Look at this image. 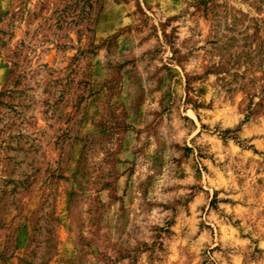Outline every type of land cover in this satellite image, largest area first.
Returning a JSON list of instances; mask_svg holds the SVG:
<instances>
[{
    "label": "rangeland",
    "instance_id": "rangeland-1",
    "mask_svg": "<svg viewBox=\"0 0 264 264\" xmlns=\"http://www.w3.org/2000/svg\"><path fill=\"white\" fill-rule=\"evenodd\" d=\"M93 1L0 0V264H264V4Z\"/></svg>",
    "mask_w": 264,
    "mask_h": 264
},
{
    "label": "trees",
    "instance_id": "trees-1",
    "mask_svg": "<svg viewBox=\"0 0 264 264\" xmlns=\"http://www.w3.org/2000/svg\"><path fill=\"white\" fill-rule=\"evenodd\" d=\"M261 4H264V0H259ZM87 10H86V14H87V19H90L91 16L93 15L94 12V5L95 1L93 0H87ZM248 38H246V41L248 42ZM249 44V43H248ZM248 45H246L247 47ZM250 50V47H249ZM247 54V59H248V63L251 64V66H257V67H262L264 65V42H262L261 44H259V47L257 50H255V55L251 56L252 53H246ZM52 244H53V239L51 240ZM53 248V246H50V250H48L47 252L43 253L42 257L45 255H49L51 253V249ZM35 251H32V254L35 256ZM21 264H28L26 259H23L21 261Z\"/></svg>",
    "mask_w": 264,
    "mask_h": 264
}]
</instances>
